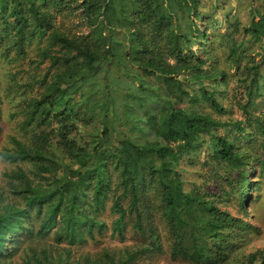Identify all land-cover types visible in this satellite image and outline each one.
<instances>
[{
	"label": "trees",
	"instance_id": "16d2710c",
	"mask_svg": "<svg viewBox=\"0 0 264 264\" xmlns=\"http://www.w3.org/2000/svg\"><path fill=\"white\" fill-rule=\"evenodd\" d=\"M243 2L240 18L221 17L227 59L243 85L223 97L231 75L208 43L230 0H0V64L18 69L11 90L25 96L17 115L29 136L11 137L0 153L17 165L0 193V264L34 219L37 235L54 232L68 246L96 241L108 228L124 240L128 227L138 237L132 245L79 264H134L166 249L154 216L173 261L264 264V250L237 257L248 242L243 235L257 230L219 208L218 197L189 187L179 170L198 154L213 174L234 172L224 180L239 188L241 210L248 170L257 166L264 182L263 121L247 109L264 85V0ZM22 73H31L23 83ZM113 77L123 82L113 86ZM225 100L234 101L239 119L222 122L208 112L225 114ZM2 102L0 92V122ZM258 131L261 157L236 146ZM67 255L23 251L18 264H66Z\"/></svg>",
	"mask_w": 264,
	"mask_h": 264
},
{
	"label": "rangeland",
	"instance_id": "374dc122",
	"mask_svg": "<svg viewBox=\"0 0 264 264\" xmlns=\"http://www.w3.org/2000/svg\"><path fill=\"white\" fill-rule=\"evenodd\" d=\"M232 3V8L229 11H226L220 15L217 20L214 21V24L218 23L216 27L211 28V38L212 42L208 43V49L211 53L216 54L221 60V67L229 69V74L231 75L230 81L226 84V86H221L223 90V97L227 96V93L230 92V89L235 87L237 91H239L242 85V78L237 76V74H241V71L234 72L230 61L227 59V53L229 50L230 39L228 37V29L226 25L222 22V18L225 13L227 15L233 14L238 18L241 16V10L246 9L248 7L247 2H243L242 5L237 4V0H230ZM69 18L65 19V24L69 25L73 28V26L69 23ZM217 21V22H216ZM76 30L82 31L83 28H79L75 25ZM199 49H197L198 51ZM31 68V67H29ZM26 68V69H29ZM18 69L13 68V64L8 61H4L0 64V92L2 93L3 102L1 104V122H0V153L9 148L11 145L9 143L11 137H16L21 140L29 139V136L25 134L21 130L20 127V116L17 115L19 112V104L25 98V96H20V92L15 93L11 90L13 86L10 76L13 73H16ZM29 74H20L16 76L18 81L24 82ZM117 77L112 78V85L117 86L118 81L115 80ZM123 82V81H122ZM237 82V85H236ZM231 84V85H230ZM233 86V87H232ZM239 97V96H238ZM237 97V99H238ZM246 99H244V103ZM226 107L228 110L223 115H215L212 111H208L210 114L217 116L222 122H228L231 119H239L238 117V109L234 106L233 100H225ZM207 107L198 108V110L205 111ZM248 111L251 112V115L254 117H260L263 121L264 126V85L260 89V92L256 99H253L247 108ZM15 113L14 116H12ZM248 129V128H247ZM249 129L254 130L251 126ZM229 132L227 131H218L217 135L221 137H227ZM263 138L261 134L255 132L253 135V139H246L245 141H238L236 146L243 147L252 152L253 156L261 157V149H262ZM190 159H182L180 161L179 170L181 172L182 177L188 183L189 187L197 186L202 191L209 192L213 194V196L218 197L216 200V205L229 212L232 216L236 218L243 219L248 225H252L256 230V234H252L249 231H246L248 235H243L245 241H248L245 246L240 249V252L237 253V257H242L247 255L248 253L254 252L256 250H264V182L262 179L258 178V167L253 166L248 170V183L249 189L247 190L245 196L248 194L249 199L242 198V202L246 205L241 210L238 207L237 193L238 187L233 183L228 184L224 180L226 177L232 179L234 172L227 174L224 169L219 168L216 174L212 168H208L203 166L201 162L198 160L199 155L192 154ZM191 160V161H190ZM17 165L10 164L4 162L0 158V193L8 192L9 187L7 185V180L5 179L6 173H11L14 169H16ZM25 167V166H24ZM26 168V167H25ZM233 181V180H232ZM151 189H148L147 193H150ZM243 192V191H242ZM244 196V197H245ZM107 211L102 214V218L105 219L106 224L110 226L111 217L107 216ZM34 216V215H33ZM154 224L158 227L160 239L162 241V245L164 248L163 252L151 253L147 256H143L134 264H181L178 261H173L170 259L168 254V242L167 237L165 236V231L163 226L159 223L157 218L154 216L153 218ZM39 223L34 219V222L31 223V232L27 233L21 239V243L18 244V248L14 251V254L8 258L7 263L11 262L12 264L19 263V257L23 251H35L39 253L42 250L48 251H59L66 252L68 251V261L66 264H79L85 259L89 257V259L97 258L100 256L105 249L108 250H117L122 249L125 245L133 244L136 241L137 236H134L129 232V228H126L125 231V239H118L116 237H111V232L109 228L104 232L102 236H99L96 241H88L84 244H75L72 246H68L66 242H57L54 236V232L50 233L48 236L42 237L41 235L36 234V230L38 228ZM246 234V233H245Z\"/></svg>",
	"mask_w": 264,
	"mask_h": 264
}]
</instances>
